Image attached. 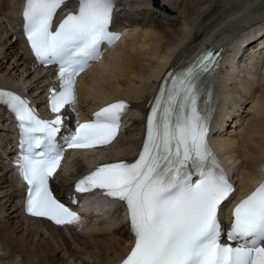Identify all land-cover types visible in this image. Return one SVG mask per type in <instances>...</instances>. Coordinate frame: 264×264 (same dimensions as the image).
I'll return each instance as SVG.
<instances>
[{
	"label": "snow or ice",
	"instance_id": "snow-or-ice-1",
	"mask_svg": "<svg viewBox=\"0 0 264 264\" xmlns=\"http://www.w3.org/2000/svg\"><path fill=\"white\" fill-rule=\"evenodd\" d=\"M66 2L25 0L22 13L36 59L59 66L60 90L53 89L49 100L54 119L41 118L26 97L0 89V104L14 114L21 134L17 164L29 186L27 211L57 224L80 219L49 186L64 145L109 144L128 109L124 100L109 103L93 119L68 129L63 145L57 142L64 129L61 109L76 102L75 78L99 57L104 42L119 38L110 31L116 0H78V10L53 30V19ZM217 65L218 53L209 49L165 80L153 98L138 157L101 164L75 184L77 192L103 189L126 203L134 245L121 264H264V180L234 206L226 232L220 219L234 186L208 143L214 107L198 108L206 94L202 78ZM222 235L229 243L222 242Z\"/></svg>",
	"mask_w": 264,
	"mask_h": 264
},
{
	"label": "bare ground",
	"instance_id": "bare-ground-1",
	"mask_svg": "<svg viewBox=\"0 0 264 264\" xmlns=\"http://www.w3.org/2000/svg\"><path fill=\"white\" fill-rule=\"evenodd\" d=\"M21 1L0 0V84L17 82L36 98L47 85L42 83L41 69L34 67L21 51L14 25L9 24L11 35L1 40L9 31L6 22H14V11ZM122 8L127 13H121L118 22L135 28L129 29L130 36L111 53H103L100 65L92 72L79 76L77 105L75 110L62 113L63 131L72 127L74 111L87 114L93 105L115 97L131 101V127L111 145L79 153L53 180L54 190L63 196L70 179L96 162L133 157L139 148L140 115L164 68L169 63L176 64L197 46L212 42L216 48L224 41L240 55L232 65L239 76L251 74L249 66L259 71L253 81L258 82V87L249 83L243 92L237 85L218 82L219 106L214 119L216 127L220 125L225 145L236 142L224 153L240 162L239 185L248 183L264 166V0H159L157 5L151 0H132ZM48 72L54 76V68L45 75ZM243 104L246 108L241 109ZM15 141L14 124L0 108V264H115L124 257L131 241L118 213L114 222L94 219L90 224L76 221L65 225H53L22 213L17 203L22 189L4 158L8 147L10 151L15 148ZM109 213L105 209L104 215L111 217ZM17 257L20 258L15 262Z\"/></svg>",
	"mask_w": 264,
	"mask_h": 264
},
{
	"label": "rangeland",
	"instance_id": "rangeland-1",
	"mask_svg": "<svg viewBox=\"0 0 264 264\" xmlns=\"http://www.w3.org/2000/svg\"><path fill=\"white\" fill-rule=\"evenodd\" d=\"M14 15H15V11H14ZM6 23H7V28H6V29L9 30V31H8V34H7V35H3V36H2L3 38H1V40H5L6 38H8L9 35H11V31H10V26H9V24L11 23V26H12V25L14 24V22H13V21H12V22L7 21ZM11 37H12V36H11ZM4 48H5V47H3V49H4ZM9 60H11V59H9ZM33 69H34V67H33ZM36 72H37V70H36ZM24 76H25V75L22 76L21 80L24 78ZM15 83H17V82H15ZM19 84H20V82H19ZM28 84H29V82L26 83V86H27ZM242 106H243V107H242ZM244 106H245V104L241 105V109L246 108V107H244ZM227 131H228V130H227ZM2 252H3V250L0 249V254H1ZM19 258H20V257H17V258L15 259V262L18 261Z\"/></svg>",
	"mask_w": 264,
	"mask_h": 264
},
{
	"label": "water",
	"instance_id": "water-1",
	"mask_svg": "<svg viewBox=\"0 0 264 264\" xmlns=\"http://www.w3.org/2000/svg\"><path fill=\"white\" fill-rule=\"evenodd\" d=\"M152 1H153V3H154L155 5H157L159 0H152Z\"/></svg>",
	"mask_w": 264,
	"mask_h": 264
}]
</instances>
